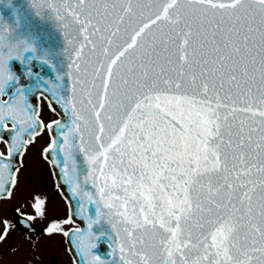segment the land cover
I'll list each match as a JSON object with an SVG mask.
<instances>
[{"label": "snow or ice", "instance_id": "1", "mask_svg": "<svg viewBox=\"0 0 264 264\" xmlns=\"http://www.w3.org/2000/svg\"><path fill=\"white\" fill-rule=\"evenodd\" d=\"M5 7L0 246L39 231L70 264H264V0ZM30 151L63 215L17 199Z\"/></svg>", "mask_w": 264, "mask_h": 264}, {"label": "flooded vegetation", "instance_id": "2", "mask_svg": "<svg viewBox=\"0 0 264 264\" xmlns=\"http://www.w3.org/2000/svg\"><path fill=\"white\" fill-rule=\"evenodd\" d=\"M36 154V151H30L28 157L31 158L32 156H36ZM37 157L44 163V169L39 170L38 168H34L35 170H31L30 174L33 176L35 182L33 186H30L28 182L27 174L29 171L26 172L22 169L23 175H21V190L17 192V199H19L22 195L27 196L26 193L28 191V193L39 191L49 197L50 205L56 213L63 215L67 210V204L63 200L61 193L53 184V178L49 170V166L42 160V158L39 157V154ZM36 165L38 164L35 163L34 167H36ZM16 202L17 200L4 201L0 204V209L2 207L7 208L10 211V213H8L10 216L12 205ZM37 223L40 222L38 221ZM38 242H43L46 245L47 250L45 253H41L38 247H32L33 242L27 239L22 233H13V236L9 239V241L0 246V262L3 264H56L51 257L53 253V255L58 258L59 255L61 256L62 260L59 258L60 264H70L69 255L64 250L65 244L62 237H49L37 231L35 245ZM25 244H27V246H25ZM12 247H15L16 251H10V248Z\"/></svg>", "mask_w": 264, "mask_h": 264}, {"label": "rangeland", "instance_id": "3", "mask_svg": "<svg viewBox=\"0 0 264 264\" xmlns=\"http://www.w3.org/2000/svg\"><path fill=\"white\" fill-rule=\"evenodd\" d=\"M44 115H45V118L46 119L47 118H53L54 117V114L51 113V112H49L47 108H45ZM40 143L41 144L43 143V139H41ZM38 147H39V144H38ZM37 155H38V152H37L36 156H32L31 158L27 156L26 157L27 167L25 169H23L26 172L29 171V173L27 174V176H28V182H29V185L30 186H33L34 183H35L33 176L30 174L31 170H35L34 168H38L39 170H43L44 169V163L42 161H40V159L37 157ZM35 163L38 164V165H36V167H34V164ZM23 170L21 172V175H23ZM28 192L26 193L27 195L30 194ZM9 208H10V206H9ZM7 210H8L7 208L2 207L0 209V212L7 213V214L10 213V211L9 210L7 211ZM25 246H27V244H25ZM32 247H34V248L38 247L39 248V251H41V253H43V252L45 253L46 250H47V247H46V245L43 242H38L35 246L32 244ZM51 257L54 260V262H56V264H60L59 258L62 260V258H61L60 255H59V258H58L57 256L53 255V253H52ZM0 264H3V263L0 262Z\"/></svg>", "mask_w": 264, "mask_h": 264}, {"label": "water", "instance_id": "4", "mask_svg": "<svg viewBox=\"0 0 264 264\" xmlns=\"http://www.w3.org/2000/svg\"><path fill=\"white\" fill-rule=\"evenodd\" d=\"M2 2H3V7H1V9L7 10L5 5L7 4L8 1L7 0H2ZM14 2L15 3H25L26 0H14ZM5 14H7V13H5ZM5 18H7V16Z\"/></svg>", "mask_w": 264, "mask_h": 264}]
</instances>
